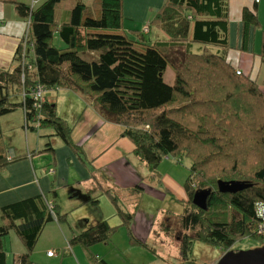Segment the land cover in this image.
<instances>
[{"label": "trees", "instance_id": "16d2710c", "mask_svg": "<svg viewBox=\"0 0 264 264\" xmlns=\"http://www.w3.org/2000/svg\"><path fill=\"white\" fill-rule=\"evenodd\" d=\"M84 1L43 0L29 5L0 0L12 5L27 23L14 66L0 68V118L22 109L25 130L37 135L48 132L39 135L47 138L43 152L54 155L50 137H56L87 163L83 149L71 140L74 126L57 115L55 103L46 97L53 89L74 91L104 122L124 127L122 136L132 143L133 155L147 168L148 179L161 181L159 166L164 159L188 160L184 212L174 215L172 224L159 219L155 223L157 235L164 232L170 242L178 243L181 257L191 251L194 241L215 246L223 254L246 237L263 242L264 78L245 74L228 60L229 51L236 49L230 44L229 0H164L151 21L129 30L122 0ZM260 28L255 8H244L239 51H246L251 29ZM253 56L264 64V29ZM167 67L174 77L170 97L160 104ZM39 88L43 101L35 97ZM1 139L0 126V173L26 158L9 159L10 147ZM219 181L248 187L221 193ZM197 191H210L206 209L192 203ZM104 193L120 224L102 219L68 242L69 247L80 246L90 264H109L108 257L91 247L109 242L119 227L126 229L131 243L147 246L131 230L144 188L101 187L80 206L97 207ZM56 198L52 188L0 208V237L13 232L24 247L14 264H35L31 256L45 226L53 218L65 220ZM62 255H70L69 250ZM0 264H7L4 251Z\"/></svg>", "mask_w": 264, "mask_h": 264}, {"label": "crops", "instance_id": "0c3cea01", "mask_svg": "<svg viewBox=\"0 0 264 264\" xmlns=\"http://www.w3.org/2000/svg\"><path fill=\"white\" fill-rule=\"evenodd\" d=\"M19 1L29 5H38L43 0ZM122 1L125 29L129 30L134 27L141 28L151 21L156 11L162 6L164 0ZM255 1L256 0H229L230 44L232 47H236V49H231L233 52L228 53V60H230L236 69H239L237 67L241 65L242 68L240 70L245 74L250 73L256 78H259V75L263 74L260 78L262 79L264 78V64L261 63L256 56H253L254 51L260 49V45L258 50L256 47L258 38L261 40V35L257 32L259 29H251L246 41V51L241 52L238 50L242 45L241 16L244 8H255L261 29H264V0H258L257 3ZM26 27L27 23L17 16L12 5L0 2L1 69H8L14 66L15 52L20 39L25 33ZM233 27L236 29V36L234 39L231 37ZM170 91L171 89H168L167 93H170ZM46 97L55 103L57 115L64 119L69 125L74 126L71 140L75 145L83 149L87 161L90 162V164H86V160L84 163L81 162L79 158L56 137H50L51 144L55 149L54 155L49 152H43V149L41 150L38 148L41 140L37 138V140H34L35 143L33 146H36L34 150L30 149L28 145L27 151H22V153L18 155L10 153L9 159L20 156H25L26 158L8 165L5 170L0 173V208L20 199L46 194L52 188L56 190L57 197L60 193L64 196H70L71 189L74 188L76 194L74 196L76 197L72 199L74 201L71 202V210L77 211V209L81 207V203L87 200L89 193L95 195L99 194L97 188L100 184H102L99 188L100 192L101 187L103 190L112 189L118 191L120 189L142 186L144 188V196L135 212L131 230L140 242L147 244L149 238L152 235H156L155 223L160 216L158 211L160 207L156 206L154 208H149L146 203V195L151 194L153 191L146 185L149 173L144 164L139 162L133 155V145L130 140L122 136L124 127L104 122L82 96L69 89L59 88L47 91ZM162 97L163 86L159 96L160 104L165 102ZM167 100L168 98L166 101ZM59 104H66L68 109L67 112H62L59 108ZM23 117L25 123L24 112ZM24 126L25 125H23V129ZM28 132L31 134L34 133L24 130L26 139L28 138ZM38 134L40 135L41 133ZM44 134H47V132ZM39 135H37V137H40ZM57 139L61 142H57ZM31 148L33 147L31 146ZM37 153H39V155H37ZM164 161L167 163L170 159H164ZM174 162L179 165L175 160ZM160 166L159 170L161 169ZM167 186L171 192L173 189H178L179 194L177 197L180 202L185 201L184 203H186L188 201L184 186L176 187L172 184H167ZM154 192L158 193L156 191ZM89 206L91 208H87ZM84 207H86V214H80L74 218L79 220V223L76 224L74 229H71L70 224L66 230L62 228L64 225L55 226L56 230L54 228L51 235L48 236L50 239L45 242L42 240L36 243L32 258L35 264H90L82 248L78 245L69 247L68 242L74 235H77L82 230L106 217L100 212V208L96 211L89 204H86ZM185 207L186 205H184V209ZM169 212L170 211L166 210V214H164L165 222L173 217L169 216ZM64 213L67 214L68 210ZM119 224L120 223H117V225ZM43 233L44 232H42V235ZM10 234L11 233H9V235ZM51 243L55 244L51 245ZM104 244V247H107V244ZM54 246H56L55 248L58 250H56ZM67 250H69L70 255H62V253L67 252ZM49 251L55 254L49 257L46 255ZM18 252L17 255L13 256V264L16 261L15 258L24 251L20 250ZM168 261L167 259V262ZM7 264H9L8 260Z\"/></svg>", "mask_w": 264, "mask_h": 264}, {"label": "rangeland", "instance_id": "374dc122", "mask_svg": "<svg viewBox=\"0 0 264 264\" xmlns=\"http://www.w3.org/2000/svg\"><path fill=\"white\" fill-rule=\"evenodd\" d=\"M84 2H87V0H85ZM261 30L262 29L260 28L257 31L259 35H261ZM235 36L236 29L233 27L231 31V37L234 39ZM58 42L59 40H57V36L55 35L54 43L57 47L59 46ZM256 42V47L258 50L260 45V39L258 38ZM229 52L233 51L230 50ZM237 68L241 69L242 67L240 65ZM262 76L263 74H260L259 78H261ZM173 77L174 74L171 70V67H167L163 79H161L163 83L162 98L165 101L167 98L170 97V93H167V90L171 89ZM59 108L62 112H67L68 110L66 104H59ZM23 120L24 117L22 109H17L16 111L8 113L0 118V126L2 131L1 140L5 144V146L10 147V153L14 155H18L22 153V151H27L28 145L30 149L34 150L36 146H33V144L35 143L34 140H37V138L41 140V143L38 146V148L41 150L45 146L44 142H47V138L44 139L41 137H37V135H35L34 133L33 135L29 132L28 138L26 139L24 136L25 129H23ZM41 133L44 134L46 132L41 131ZM57 142L61 141L57 139ZM31 146L33 148H31ZM37 155H39V153H37ZM86 164H90V162ZM187 164V159H182V161L179 162V165L175 164L174 160L172 159H170V161H168L167 163L163 160L160 164L161 169L159 170L161 174V181H153L150 178L146 180V185L150 187L151 190H153L151 194L146 195V203L148 204L149 208H154L156 206L160 207V210H158L160 213V216L158 217L159 220H165L164 214H166V210L170 211L169 216L182 214L184 212L185 201L180 202V200L178 199V189H173L171 192L167 184H172L176 187H183L187 178V174H189L186 167ZM154 191L158 192L161 195L155 193ZM97 192H100L99 187L97 188ZM74 195H76L74 188L71 189L70 196H64L62 195V193L59 194V196L56 198V202L59 205L61 212L64 213L68 210V213H65V220L59 222L58 220H55V218H53V220L45 226L43 230L44 233L40 236L38 241L41 242L43 240L45 242L50 239L48 236L51 235V232L54 230V228L56 230L55 226L64 225L62 228L66 230V228L68 229V226L70 224L71 229H74L76 224L79 223V220L74 218L79 216L80 214H86V207H84L85 205H83L78 208L77 211L71 210V202L74 201L72 199H75L76 197ZM94 195L95 194H93V196ZM92 207L96 211L100 208V212L106 217L105 219H108L110 221L111 225H117V223H120L119 217L114 216V208L110 197L107 196L105 193L98 197L97 207ZM129 207L130 206L127 203L126 209L128 210ZM87 208L91 207L89 206ZM175 220L176 217H172L167 222H165V224H172ZM62 238L64 239L63 236ZM52 244L55 243H51V245ZM106 244L107 247H104L105 244L102 243L95 244L91 247V250L92 252L98 255L104 256L105 258L108 257L106 258V260L109 264H216L220 257L223 255V252H221L220 249L215 246L207 245L199 241H194V243L192 244L191 251L187 253L183 258L178 253V243L176 246L175 240L170 242L168 239H166L164 232L160 235H152L147 241L148 248L145 246L135 245L130 242L127 231L123 227H119L117 231L111 236L109 242H106ZM261 246H264V241L261 242L257 239L246 237L235 242L231 246L229 251H248L259 248ZM55 247L56 246H54V248ZM20 250L24 251V247L23 245L21 246V242L19 241V238L15 233L11 232L10 235L8 234L6 236L0 237V251H4L6 253L9 264H13V256L17 255L19 253L18 251ZM33 254L34 252L32 253L31 259L33 258ZM167 259L169 260L168 262Z\"/></svg>", "mask_w": 264, "mask_h": 264}, {"label": "water", "instance_id": "95a60500", "mask_svg": "<svg viewBox=\"0 0 264 264\" xmlns=\"http://www.w3.org/2000/svg\"><path fill=\"white\" fill-rule=\"evenodd\" d=\"M218 190L221 193H236L247 188L246 184L240 182H218ZM210 191H197L194 193L192 203L201 209H206V200ZM216 264H264V246L241 252H225Z\"/></svg>", "mask_w": 264, "mask_h": 264}, {"label": "built area", "instance_id": "2783aa9c", "mask_svg": "<svg viewBox=\"0 0 264 264\" xmlns=\"http://www.w3.org/2000/svg\"><path fill=\"white\" fill-rule=\"evenodd\" d=\"M256 1L258 2V0H256ZM35 97H36L37 100L43 101L42 91H41L40 88L39 89H36V91H35ZM39 98H41V99H39ZM54 254L55 253L52 252V251H49V252L46 253V255L49 256V257L53 256Z\"/></svg>", "mask_w": 264, "mask_h": 264}]
</instances>
